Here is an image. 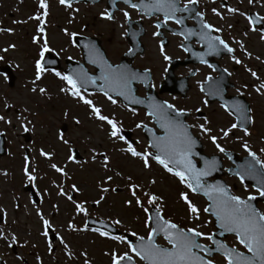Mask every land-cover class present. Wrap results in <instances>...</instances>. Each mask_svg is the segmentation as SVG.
Instances as JSON below:
<instances>
[{
	"label": "rangeland",
	"instance_id": "obj_1",
	"mask_svg": "<svg viewBox=\"0 0 264 264\" xmlns=\"http://www.w3.org/2000/svg\"><path fill=\"white\" fill-rule=\"evenodd\" d=\"M43 2L45 8L40 7L41 0H0V67L9 64L16 77L14 85L9 87L7 76L0 75V117H3L0 132L6 136L8 152L0 157V214L3 218L0 257L4 264H112V254L117 257L127 254L136 264H143L124 237L102 236L101 231L87 228L85 221L94 217L132 235L134 240L147 239L150 233L147 214L151 205L177 225L201 232L202 242L209 244L207 237L215 228L213 219L204 211L207 201L149 157L151 149L138 125L152 127V118L142 110L124 107L118 99L99 93L84 98L80 94L73 95L69 82L61 79L63 70L67 69L64 64L67 58L81 62L82 53L73 41L78 35L98 38L111 63L118 64L122 60L131 47L124 33V13L129 9L122 7L109 20L105 18L109 16L105 0L94 5L73 3L70 6L59 0ZM257 10L262 12L264 8L258 4ZM227 25L229 27L224 28L231 35L232 29L243 26L235 16L229 17ZM146 29L148 32L141 40L144 51L136 54L132 66L150 70L152 86L158 91L168 67L165 57L180 56L181 52L172 47L160 50L152 26ZM252 37L251 43L256 44L255 56L249 58L251 71L239 74L240 81L233 79L237 82V92L230 93L244 96L251 104L252 125L246 130L248 134L232 128L234 119L216 103L208 105L205 98H195L192 106L200 105L205 117L200 121L193 118L188 123L192 133L204 144L206 154H218L217 144L240 157L251 151L258 156L264 170V39L260 41L259 34ZM45 40L50 49L46 51L50 53L45 56L46 66L56 68L57 57L61 69L43 70L37 79L36 64L41 61ZM88 70L95 74L94 68L88 66ZM175 75L180 78L179 74ZM41 88L45 89L43 93ZM137 93L145 96L141 86ZM162 99L176 109L186 103L168 94ZM85 100L91 104H86ZM94 108L107 119H99ZM108 120L119 129L115 137ZM201 125L210 131H202ZM225 131L228 136H224ZM127 132L129 140L123 134ZM212 136L216 137V144ZM129 148L139 155H132ZM72 149L77 151L78 159H72ZM223 162L225 168L230 166L226 158ZM224 179L240 198L253 193L252 188L236 177ZM25 185L34 187L41 200L38 205L24 191ZM182 193L198 213L189 211ZM152 196L157 199L150 204ZM77 205L82 206L83 211ZM259 207L264 214V204ZM45 221L56 236L53 242L48 239ZM157 243L167 246L162 238H158ZM225 243L244 250L234 236H228ZM13 245H16L15 252ZM210 259L213 264H226L221 255Z\"/></svg>",
	"mask_w": 264,
	"mask_h": 264
},
{
	"label": "water",
	"instance_id": "obj_2",
	"mask_svg": "<svg viewBox=\"0 0 264 264\" xmlns=\"http://www.w3.org/2000/svg\"><path fill=\"white\" fill-rule=\"evenodd\" d=\"M97 1L99 0H66V4H71L72 2L95 3ZM142 12L145 13L146 15L151 16L152 10L145 8L142 9ZM75 41L84 53V59H83L84 62L89 63L90 65L94 66L97 69L96 75L91 76L87 72L84 65H80L78 63L71 62L69 60L66 61V64L68 65V70L65 72L66 75L72 78V80L75 82V85L84 88L87 91L96 89L104 93L106 92L112 97L119 96L123 104L132 107L144 108L147 111L148 115L154 117V123L156 124L157 128L163 131L162 135H158L155 131L147 127H143L145 137L149 141L150 147L154 151H156V154H153V157L155 158L156 156H160L161 159L165 160V162L168 165V168L172 169L175 173L177 172L181 173L185 177L188 183H191L192 185L195 186L197 182H199L200 188L199 190L194 192H196L197 194H202L209 201V205L207 207L209 208V211L207 213L211 214L214 217L215 227L217 228V232L213 236V239L211 240L214 246L211 248H207L209 249L208 252H204V251L203 252L208 256H213L216 253H221L222 255L225 256L223 249L217 250L218 246L223 245L225 249L231 250L230 248H227L221 240L226 235L228 234L235 235V233L227 232L220 227V223L217 220L216 216L212 214L213 200H210L209 196L205 195V192H208L209 195H212L214 197L217 196L218 193L213 191V188L215 187H222L229 195H231L225 183L220 179V176L222 175L220 157L219 156L207 157L204 155L202 151L201 143L198 141L197 138L192 136L190 128L185 124V119L187 117V114L183 113L182 115H177L178 112H176L172 108L170 109L167 108L168 104L164 103L161 99H159L157 97V94L153 90H152L153 95L148 96L147 99H140L136 97V87L134 86V84L142 83L147 91L150 90L149 83L151 79L149 72L142 73L140 71H136L131 67V64H127L126 61H123L120 66H111L106 58L103 49L101 48L100 42L97 40L75 38ZM136 51H137L136 49H132V51L129 53V56L133 58L135 56ZM138 51L142 52V49H139ZM109 65L113 69L120 68L127 73L129 77L127 82V87H123V86L117 87L115 84L107 83L105 81L104 77L106 75L107 67ZM3 71L11 75V72L8 68L3 69ZM173 71H174V67H172L168 71L167 77L161 85V89H160L161 94L165 92L174 93V90L172 88L177 82L173 79V75H172ZM11 81L12 82L14 81L13 77H11ZM98 81L102 83V87L97 86ZM84 83L89 84V87L86 88ZM178 84L182 85V82H179ZM214 99H219L220 101H222L227 111L233 114L234 117L236 118L237 125L239 128L247 129L249 127L250 124L249 105L245 102V100L242 97L226 99L223 93H221V95L218 96L217 98L210 97L211 101H214ZM184 131H186L188 136L191 137V140H193V143H191L188 146L190 150L184 153V158H182L180 155H175V154L170 155L167 151H165L166 147L171 143V141L174 138L181 136ZM194 148H197L198 151H195ZM3 153H5L4 136L1 135L0 156ZM227 156L236 165V168L230 171V174H234L238 176L245 184H251L255 186L257 189L264 188V171L262 170L261 164L256 163V160H253L252 156H249L248 158H244L239 161L236 160L235 158L236 155L234 154H227ZM75 157L77 158L78 156L75 154ZM195 159H197L198 162H196ZM187 161L191 162V166H192L191 170H188L185 167ZM200 172H207V175H200L197 178V173ZM25 190L29 191L33 196L34 202L38 203V198L32 187L30 186L26 187ZM261 199H264V197H261ZM256 201L257 200L254 199L248 202L251 204V206L254 209L260 212V210L256 206ZM149 217H150V223L152 225V232L153 229L157 227L158 221L160 220L165 221L155 208H152ZM87 225L88 227L96 228L98 230L110 233L112 235L120 234L118 230H116L114 227L104 222H98L93 219H88ZM159 235L164 236L163 232H160L159 234L153 233L154 242L156 241V238ZM127 241L131 245H138L140 243V239L137 242H134L131 236H127ZM245 256H251V255H245ZM0 264H3V261L1 259H0ZM121 264H135V262L133 260H131V262L125 260L122 261Z\"/></svg>",
	"mask_w": 264,
	"mask_h": 264
},
{
	"label": "snow or ice",
	"instance_id": "obj_3",
	"mask_svg": "<svg viewBox=\"0 0 264 264\" xmlns=\"http://www.w3.org/2000/svg\"><path fill=\"white\" fill-rule=\"evenodd\" d=\"M195 2L196 0H190V3ZM249 2L251 3L252 0H249ZM60 3L65 4L66 0H60ZM124 3L130 4V6L133 8H147L155 12H162L165 16V20L176 19L177 23H182V21L175 17V13L177 11H187V8L180 9L177 6L176 0H151V2L148 4L141 3L139 5L130 3V0H124ZM40 7H46L43 0H41ZM230 11L234 10L230 9ZM46 14L47 13H45V15ZM124 15L125 17H128L127 12H125ZM105 18L111 19L112 17L109 15ZM36 19H39V17H36ZM41 24H43V21H41ZM159 26L160 25H157V27ZM203 27L211 28V26L207 24L203 25ZM40 30L43 31L42 28ZM216 39L219 38L217 37ZM34 42H37L36 38H34ZM220 43L223 44L224 48L229 53L233 51V49L230 48L227 44H225L224 41L221 40ZM209 46L213 47L214 45H212L209 41ZM46 51H50V49L47 47V41L45 40L44 48L40 52L41 58H43L44 53ZM165 59H168V57H165ZM236 63L239 64L240 61L236 60ZM36 69L37 79H40V73L43 71V69L39 61H37ZM57 75L59 76L60 74L57 73ZM252 75L255 76V73H252ZM61 79L67 80L70 84H72L73 88L75 89V82L72 80L71 77L64 76L61 77ZM104 79L107 83L115 84L117 87H127L129 77L127 73L122 69H113L109 65L107 67ZM40 91L41 93H43L45 89L41 88ZM73 95H79L78 91H73ZM84 102L86 104H91V101L85 100ZM167 108H172V105H167ZM93 111L99 117V119H107L106 117L99 115V109L94 108ZM182 114L183 113H177V115ZM0 119H3V117H0ZM108 123L111 124L113 128V131L111 133L112 136H117L119 129L111 120H108ZM200 127L201 130L204 132L210 131L209 129L204 128L203 125H201ZM236 127V124L232 125V128ZM228 134L229 133L227 131L224 132V136H228ZM247 134L248 132L245 130V135ZM120 138L123 139V137ZM211 139L212 142L216 144V137L212 136ZM191 142V137L188 136L186 131H184L181 136L174 138L171 141V143L166 147L165 151H167L170 155H180L182 158H184V153L190 150L188 146L191 144ZM217 147L220 148L218 144ZM245 148H247V145H245ZM129 151H131L132 155L134 156L139 155L131 148H129ZM220 151L223 152L224 149L220 148ZM249 155L252 156L253 160H256V163H260L254 153L249 152ZM155 158L158 160L159 163L164 164L166 168L168 167L165 160L161 159L160 156H156ZM145 166H148L147 159H145ZM53 167L55 168L56 166L53 165ZM185 167L186 169L191 170V162L187 161ZM56 170L60 171L59 168H57ZM168 170L172 171V169L170 168ZM176 175L180 177L182 182L184 181L185 177L181 173L177 172ZM200 175H207V172L197 173V178ZM29 178L33 179L32 177ZM188 187L192 188L193 191H197L199 190L200 185L199 182H197L195 186L189 183ZM213 191L218 193V195L214 197L212 195H209L208 192H205V195H208L209 199L213 200L212 214L216 216L221 228H223L227 232L235 233L239 243L247 249L248 253H251V256H245L244 253L237 252L235 249H225L223 245H219L217 250H224L225 258L227 259L228 264H264V214L258 212L248 202L256 199V197L249 196L248 201H245L240 199V197L229 195L222 187H215L213 188ZM257 191L259 192V195L261 197H264V188H258ZM181 198L188 204V209L191 213H198V209L188 200V197L185 194L182 193ZM69 199H71V197H69ZM156 199L157 197L155 196L150 197L149 203H153ZM136 203L139 204L140 201L137 200ZM77 208L80 211H83L82 206L77 205ZM204 211L208 212L209 208H205ZM44 223L47 228L48 222L45 221ZM117 223H119V221H117ZM160 232H163L164 238L171 245V249L162 248L155 244L153 233L159 234ZM100 234L102 236L106 235V233L103 232H101ZM45 235H47V231H45ZM201 235L202 233L196 231L195 229L189 228L187 229V231H184L182 229H179L175 224H172L168 221L160 220L157 223V227L153 229V232L149 233V236L146 241L143 237H141L139 238L140 243L138 245L130 244L129 247L132 248V251L137 256H139L142 261H146L147 264H213L211 259H204L198 256L194 251L196 249H199L200 251L204 252L209 251V249H207L205 246L197 243L196 238L200 237ZM14 239L15 238H13V240ZM207 239L212 240L213 237L208 236ZM125 260L131 262L132 257L128 256L127 254L119 257H117L116 254H112V264H121V262Z\"/></svg>",
	"mask_w": 264,
	"mask_h": 264
},
{
	"label": "flooded vegetation",
	"instance_id": "obj_4",
	"mask_svg": "<svg viewBox=\"0 0 264 264\" xmlns=\"http://www.w3.org/2000/svg\"><path fill=\"white\" fill-rule=\"evenodd\" d=\"M132 2L138 4L139 0H132ZM176 2L180 9L187 8V11L175 13V17L180 19L182 23H177L176 19L165 20L162 12H157L154 17L148 18L141 15L137 8L122 3L115 4L116 9L109 20H112L122 7L128 8V17L124 15L125 39L129 29L133 32L139 30L138 24L140 23L143 32H145L144 36L148 32L146 28L152 26L153 37L159 48L168 49L172 47L181 52L180 56L168 57L167 64L170 60L187 61L185 65H178L175 69V73L179 74L180 78H188L189 87L186 97L182 98L186 103L179 107L190 113L189 120L194 118L196 121H200L197 113L200 105L195 108L192 106L195 103V98H203L202 86L208 80L217 79L221 69L226 70L229 74V80L233 84L228 91L230 94L237 92L235 90L237 82L235 83L233 79L240 81L239 74H247L251 71L252 65L249 58L255 56L254 46L256 44L253 41L251 43L252 35L257 36L259 34L260 41L264 39L261 33V30L264 29V10L262 12L257 10L258 4L264 8V0H252L251 3L249 0H196L195 3H190V0H176ZM108 5L109 0H105V7ZM230 9L234 11H230ZM259 11L261 10L259 9ZM253 15H255V19ZM230 16L240 19L243 25L237 27V30L232 29L233 35L224 28L229 27L227 22ZM205 24L210 25L211 28H204L203 25ZM237 24L238 22H236V26ZM157 25L160 26L157 27ZM217 37L219 39H216ZM221 40L233 49L232 57L220 55L223 50L221 49ZM209 41L214 45L213 47L209 46ZM162 44L164 45L162 46ZM244 49H248L249 54H247L248 50L245 51ZM236 60H239L240 63L237 64ZM253 195H257V192L253 191L246 198Z\"/></svg>",
	"mask_w": 264,
	"mask_h": 264
},
{
	"label": "bare ground",
	"instance_id": "obj_5",
	"mask_svg": "<svg viewBox=\"0 0 264 264\" xmlns=\"http://www.w3.org/2000/svg\"><path fill=\"white\" fill-rule=\"evenodd\" d=\"M191 141H192L191 143H193V140H191ZM194 150H195V151H198L197 148H194ZM202 151H203L204 155H206V152H205L204 146H202ZM223 161H224V160L221 159V160H220V163L224 166V162H223ZM227 168H228V167H227ZM152 208H155L158 212H160V210L158 209V207H156L155 205H151L149 211H151Z\"/></svg>",
	"mask_w": 264,
	"mask_h": 264
}]
</instances>
